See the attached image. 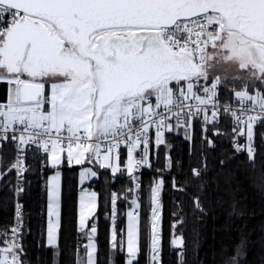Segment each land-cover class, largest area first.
I'll use <instances>...</instances> for the list:
<instances>
[{
    "label": "trees",
    "instance_id": "1",
    "mask_svg": "<svg viewBox=\"0 0 264 264\" xmlns=\"http://www.w3.org/2000/svg\"><path fill=\"white\" fill-rule=\"evenodd\" d=\"M241 82L225 79L219 83L224 103L237 101ZM49 84L44 86L45 94ZM179 131L166 132L164 144L155 147L152 143L145 156L142 185L136 191L138 250L132 264H264V119L255 125L253 152L235 150L236 132L225 119L208 128L194 120L190 128ZM24 156L27 168L18 194L24 208L21 264H86L85 245L91 229L95 231L96 264H126V213L134 196L125 168L126 150L119 151L114 172L91 160L76 165L66 156L53 167L48 154L32 147H26ZM87 166L93 168L95 178L85 187L96 191L98 207L87 227L80 229L79 175ZM55 171L61 173L60 226L58 243L51 247L46 244L47 180ZM13 177V146L3 143L0 247L6 244L14 220L15 197L9 188ZM158 179L162 242L159 261H152V189ZM178 234L184 238L181 249L171 243Z\"/></svg>",
    "mask_w": 264,
    "mask_h": 264
},
{
    "label": "rangeland",
    "instance_id": "2",
    "mask_svg": "<svg viewBox=\"0 0 264 264\" xmlns=\"http://www.w3.org/2000/svg\"><path fill=\"white\" fill-rule=\"evenodd\" d=\"M33 19L17 20L2 32L0 37V81L40 84L49 82L50 84L48 87L46 86L47 93L44 92L41 101L0 103L8 107L7 112L0 113V120L7 125L13 123L40 125L45 123L49 129L55 126L61 128L63 125H67L73 132L84 130L91 133L90 117L93 85L87 61L75 54L60 52V48L40 51L21 47L20 41L23 28L31 23ZM134 29L137 28L124 27L121 30L133 31ZM112 31L111 29L95 30L92 42L96 43L95 39L99 35L106 36ZM254 43L258 42L242 36L237 31L221 29L217 40L211 45L206 64L199 66L197 72L205 73L210 83L217 85L225 79L240 80L242 81V88L241 91L236 93L237 97L241 100L260 102L264 105V57H257L254 51ZM38 73L39 77H37ZM192 73L193 65H190L185 74L169 73L164 76L162 81L142 84L138 88L140 101L146 102L154 97L155 104L170 102L177 91L190 90ZM132 100V94L128 93L126 96H118L113 102L105 106L98 119V133L113 132L118 126L119 116L129 114ZM45 105H47L46 108ZM190 127L173 126V130L179 131V128L186 130ZM179 132L184 134L182 131ZM246 138L250 141L254 140V127L252 124L248 125ZM164 142L165 133H159L154 138L155 147L164 144ZM63 150L62 147L56 145L54 150L48 154L51 166L56 167L61 162L64 153L68 156L69 151ZM99 154V164L106 165L107 168L111 169L118 168V160L112 159L114 155L111 152L100 151ZM145 156H147V153ZM125 168L128 173L132 171L130 154L126 157ZM159 184L158 179L154 184L155 191L152 189V193L156 198L151 210V246L152 242L154 243L156 240H159L160 244L162 241L161 206L157 194L159 192L160 195ZM52 190L54 193L59 194V187L53 186ZM57 203V197L51 201L52 206ZM96 207V191L81 184L78 191L80 221L85 222V218L89 214L93 216ZM127 211H132V209L129 208ZM94 234V229H91L86 243V264H96ZM111 241L114 243L113 236ZM159 249L161 250V247ZM160 250H152V261H159ZM132 261V255H129L126 264H132ZM0 264H7L5 254L2 251H0Z\"/></svg>",
    "mask_w": 264,
    "mask_h": 264
},
{
    "label": "water",
    "instance_id": "3",
    "mask_svg": "<svg viewBox=\"0 0 264 264\" xmlns=\"http://www.w3.org/2000/svg\"><path fill=\"white\" fill-rule=\"evenodd\" d=\"M0 4L36 18L24 26L21 47L50 51L58 43L60 52L87 61L93 85V139L103 108L115 98L137 95L142 84L162 81L166 74L186 73V62L169 54L150 28L212 12L218 15L223 29L257 41L253 44L255 54L264 57V0H0ZM41 20L56 27V34L48 33ZM114 27L143 29L144 37L138 47L130 44L123 50H113L109 56L89 47L92 32ZM43 91L40 83L1 80L0 103L38 102L43 99ZM171 243L173 248L181 249L184 238L173 235Z\"/></svg>",
    "mask_w": 264,
    "mask_h": 264
},
{
    "label": "built area",
    "instance_id": "4",
    "mask_svg": "<svg viewBox=\"0 0 264 264\" xmlns=\"http://www.w3.org/2000/svg\"><path fill=\"white\" fill-rule=\"evenodd\" d=\"M35 18L27 13L0 4V36L17 20ZM218 15L206 12L191 18L180 19L165 27L150 28L155 31L163 48L180 62L190 61L193 65L191 88L188 91H177L173 100L168 103L155 104L152 97L141 102L137 95H132V106L129 114H121L117 128L110 133L97 134L95 139L84 130L73 132L69 126L47 128L40 125L11 124L0 120V146L10 143L13 146V181L10 191L15 197L14 220L8 234L7 242L1 247L7 264H21L20 250L23 243L20 238V217L23 207L18 201L22 188L23 175L26 171L24 150L26 147L40 149L49 154L56 145L66 151L79 147L94 146L118 154L126 150L131 156L132 171L128 174L132 181L134 196L130 207L134 209L138 196L136 191L141 187L140 174L145 165V154L150 149L154 138L159 133H166L175 127H190L192 121L198 120L204 128L216 125L223 119L228 121L236 132L234 148L237 152H253L254 140H247L246 131L249 124L255 125L264 119V105L260 102L237 99L233 103L221 100L219 85L210 83L207 75L198 73V67L206 64L211 45L217 40L223 29ZM187 71V69H186ZM8 111L7 106L0 104V113ZM243 132V134H239ZM160 187L161 188V180ZM155 191V187H153ZM159 196V192L157 193ZM153 204L155 200L152 193ZM112 211L116 204L111 202ZM161 247L160 241L152 242V250Z\"/></svg>",
    "mask_w": 264,
    "mask_h": 264
},
{
    "label": "crops",
    "instance_id": "5",
    "mask_svg": "<svg viewBox=\"0 0 264 264\" xmlns=\"http://www.w3.org/2000/svg\"><path fill=\"white\" fill-rule=\"evenodd\" d=\"M1 37V36H0ZM39 77V73L37 75ZM32 83V82H29ZM97 134H99L97 132ZM66 151V150H63ZM106 152L107 150L94 147V146H88V147H79L77 149H74L72 151H69L68 156H66L73 164L76 165H82L88 160L94 161L98 163V160H100L99 152ZM110 152V151H107ZM98 153V154H97ZM115 159L118 160V154L111 152ZM129 153H127L128 155ZM118 163V161H117ZM99 164V163H98ZM107 164V162H106ZM101 165V164H99ZM102 167L107 168L106 165H101ZM118 166V165H117ZM112 172H114L116 169L109 168ZM127 172V171H126ZM127 174H129L127 172ZM95 178V172L91 166H87L81 169L80 175H79V182L80 186L83 184H87L91 180ZM56 186L59 187V194L54 193L52 190V187ZM60 196H61V173L60 171H55L53 174L49 175L47 180V224H46V244L47 246L54 247L58 243V232H59V226H60ZM57 197L58 203L56 205L51 204V201L54 200ZM97 207H98V195H97ZM96 207V211H97ZM137 209L138 204L135 203L134 209L132 211H127L126 213V241H125V247L128 255H133L138 250V226L139 221L137 217ZM96 213V212H94ZM95 214H93L94 216ZM90 214L86 216L85 222L80 221V214L78 209V227L80 229H84L87 227L89 220L93 217ZM112 238V237H111ZM86 246V245H85Z\"/></svg>",
    "mask_w": 264,
    "mask_h": 264
},
{
    "label": "flooded vegetation",
    "instance_id": "6",
    "mask_svg": "<svg viewBox=\"0 0 264 264\" xmlns=\"http://www.w3.org/2000/svg\"><path fill=\"white\" fill-rule=\"evenodd\" d=\"M42 22L47 27L48 33L56 34V27L53 28L46 21H42ZM107 29H111L113 31L106 36L99 35L97 39H95L96 40L95 45L91 46V42L93 41V37H92L93 32L90 34V39H89V47L98 48L100 52L105 56H109L113 52V50H117V49L123 50L130 44L138 47L144 37L143 29H137L134 31H122L121 29H124L123 27L122 28L114 27V28H107ZM56 48H61V45H59L58 43L53 44L52 49H56ZM185 62L187 64L186 66V69H187L191 65V63L190 61H185ZM42 85L44 86L45 84L43 83Z\"/></svg>",
    "mask_w": 264,
    "mask_h": 264
},
{
    "label": "bare ground",
    "instance_id": "7",
    "mask_svg": "<svg viewBox=\"0 0 264 264\" xmlns=\"http://www.w3.org/2000/svg\"><path fill=\"white\" fill-rule=\"evenodd\" d=\"M94 33V32H93ZM93 33H92V35H93ZM153 191V190H152ZM156 198V197H155ZM23 210H24V208H23ZM24 212V211H23ZM153 239V238H152ZM162 242V241H161Z\"/></svg>",
    "mask_w": 264,
    "mask_h": 264
}]
</instances>
